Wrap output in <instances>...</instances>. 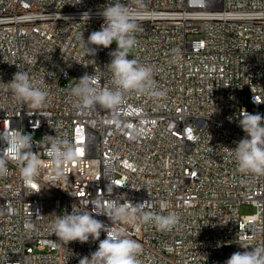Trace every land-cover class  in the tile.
Instances as JSON below:
<instances>
[{
    "label": "built area",
    "instance_id": "1",
    "mask_svg": "<svg viewBox=\"0 0 264 264\" xmlns=\"http://www.w3.org/2000/svg\"><path fill=\"white\" fill-rule=\"evenodd\" d=\"M107 2L0 0V82L20 70L48 93L46 104L32 109L0 84V132L33 135L42 165L28 183L7 158L0 264H79L99 241L64 245L49 229L50 214L84 210L97 198L144 202L146 210L180 217L169 231L117 225L142 244L144 264H225L239 245L264 246V176L240 173L229 150L245 136L243 111L264 115V0H143L128 55L154 69L166 96L131 94L116 112L81 111L70 95L74 79L95 74L101 87L111 82L106 65L115 42L95 56L81 45L82 35L87 41L99 30L97 9ZM119 2L134 7L133 0ZM85 11L89 21L80 20ZM46 135L70 140L79 152L60 176L44 154ZM243 206L256 212L241 216Z\"/></svg>",
    "mask_w": 264,
    "mask_h": 264
},
{
    "label": "clouds",
    "instance_id": "2",
    "mask_svg": "<svg viewBox=\"0 0 264 264\" xmlns=\"http://www.w3.org/2000/svg\"><path fill=\"white\" fill-rule=\"evenodd\" d=\"M81 3V0H78ZM76 3V4H78ZM133 6L108 0L97 9L103 23L99 30L93 31L85 41L81 37V45L88 56H95L99 48L107 49L114 42L115 50L109 53L107 69L111 74L110 86H100L95 74H85L75 80L70 95L75 99L81 111H91L97 107L116 112L126 101L128 95L164 98L166 92L158 90L153 78L154 69L129 58V52L137 44L136 32L144 9L143 0H133ZM91 12L85 11L80 20L89 21ZM4 84L15 101L32 109H40L47 102L48 93L33 83L29 74L18 70ZM231 119V118H230ZM239 127L245 136L237 142V146L229 149L237 169L245 175L264 176V115L249 113L246 110L239 116ZM46 152L53 173L63 174L65 165L78 159L79 152L70 140L46 135ZM34 137L17 129L0 132V143L4 145L0 156V178L9 174L7 158L14 157L20 165L19 171L24 181L32 183L41 172L40 156L33 150ZM129 204L131 202L129 201ZM89 205L92 207L89 208ZM150 205L137 202L126 206L118 199L105 203L103 198L88 202L84 210L62 211L53 216L49 229L57 240L68 245L70 242L87 243L99 241L98 248L88 256L79 259V264H144L143 246L135 239L128 238L122 223L152 224L159 231H169L178 225L180 217L172 212L163 214L146 210ZM163 210L164 205H161ZM39 214V212H37ZM40 215V214H39ZM107 217L110 223L95 218ZM32 227L31 224L28 225ZM104 239H100L101 234ZM242 251H236L225 261V264H264V246L249 247L239 245Z\"/></svg>",
    "mask_w": 264,
    "mask_h": 264
},
{
    "label": "rangeland",
    "instance_id": "3",
    "mask_svg": "<svg viewBox=\"0 0 264 264\" xmlns=\"http://www.w3.org/2000/svg\"><path fill=\"white\" fill-rule=\"evenodd\" d=\"M114 46L116 47V44H115V43H114ZM244 106H245L247 109H249V110H251L252 107H253V105H252V103H251V101H250L249 99H246V100L244 101ZM255 212H256V208L253 207V206H243V207L241 208V210H240V214H241V216L252 215V214H254Z\"/></svg>",
    "mask_w": 264,
    "mask_h": 264
}]
</instances>
